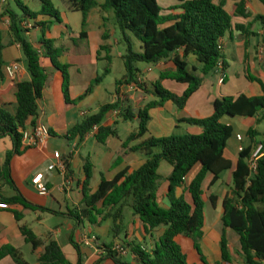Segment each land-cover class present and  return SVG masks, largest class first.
I'll use <instances>...</instances> for the list:
<instances>
[{"label": "trees", "instance_id": "1", "mask_svg": "<svg viewBox=\"0 0 264 264\" xmlns=\"http://www.w3.org/2000/svg\"><path fill=\"white\" fill-rule=\"evenodd\" d=\"M13 1L20 13L5 6L4 10L0 11V24L8 21L11 41L20 46L30 78L16 85L15 114L0 106V140L7 138L11 145L0 167V204L60 215L58 212L34 206L27 201L11 177V161L27 149L22 145V132L28 130L29 120L38 116L39 102L43 93L53 87L56 79L61 81L65 104H75L93 92L108 70L92 81L84 95L71 101L70 67L60 62L67 50L56 47L54 40L45 38L51 27L61 22L59 10L50 0H39L41 5L38 12L31 11L21 0ZM173 1L177 2V6L172 7L171 13L166 16L162 15L163 9L158 0H104L102 4H98L96 0L68 1L70 10L81 14L82 38L85 37L89 12L99 8L104 13L112 14L125 44V54L122 56L125 74L115 83L116 102L102 106L95 115L85 117L80 124L68 132L66 136L68 140L71 136H76L79 142H82L87 134L96 129V141L104 144L107 138L116 136V129L102 123L109 114L118 111L117 116L124 122L139 121L137 131L128 136L125 145L138 141L148 133L150 109L162 107L165 102L170 101L182 110L190 97L200 88L202 78L196 76L194 70H189L186 62L188 56L195 57L202 67L203 76L213 72L219 64L223 68L226 67L219 42L232 28V16L225 9L228 0ZM258 1L264 6V0ZM234 15L248 17L243 1L234 5ZM255 20L264 25L263 17H257ZM25 21L32 23V30L39 29L41 37L38 47L27 39V34L32 30L23 28L22 23ZM238 30L247 35L243 28L238 27ZM128 35L140 43V51L134 49ZM250 35L256 36L254 33ZM262 45L264 66V37H262ZM4 49L5 45L0 33V80L4 79ZM100 50L106 51L107 60H110L109 48L104 45ZM168 62L174 64L175 70L162 72L159 81L153 85L159 101L148 103L137 113L130 107H125L129 96L123 92L124 86L133 84L143 90L137 81L141 73L137 66L139 64L157 66ZM249 79L260 85L262 96L249 97L242 94L236 98L224 97L215 101L210 117L185 120L187 124L201 128L200 135L149 138L141 142L133 150L143 152L144 164L131 173L128 170L123 171L112 181L102 180L93 193L90 190L92 166L86 163L83 179L79 182L83 209L77 214H68L76 222V226L80 227L84 220L96 224L95 215H102V220H112L110 232L114 239L118 238L123 232V210L127 207L141 221L146 234L156 229L162 230L160 240L153 248L130 245L131 253L135 256V264H197L189 260L182 238L191 241L192 249L197 253L202 264H209L199 246L203 237L205 219L203 185L210 176L207 186V191H210L219 181L220 175L232 168L231 162L224 157L232 129L221 120L224 117L253 118L263 113L259 120L264 122V85L259 79L253 77ZM164 80L185 84L187 89L182 95H177L162 87L161 82ZM34 127L33 122L31 128ZM252 134L253 132L250 131L251 137ZM261 143L264 146V141ZM249 156L250 149H242L239 153L236 169L232 174L231 191L222 200L221 221L224 232L219 241L220 261L214 264H230L232 261L225 230H231L237 235L243 264H264V151L263 156L256 162L253 175L250 174L248 167ZM161 162L167 163L172 168L167 178L169 183L167 208L161 207L156 197L157 188L162 182V177L158 173ZM196 168L197 172L186 184L187 176ZM184 185L190 202H187L183 195L178 198L175 196L176 190ZM3 186L10 188L13 193L11 197L3 195ZM208 200L214 207L215 197L210 195ZM100 204L103 210L110 208V211L104 213L98 210L97 206ZM13 214L17 222L22 220L23 216L20 213L14 211ZM19 231L23 242L30 245L33 251L43 248L37 259L39 264H72L55 240L43 241L26 226H20ZM69 243L77 254L76 264H83L80 247L73 241L72 235ZM113 246L112 244L104 246V255L94 264H101L105 260H110L114 264H125L113 251ZM6 257H10L15 264H28L19 251L10 244L0 248V261Z\"/></svg>", "mask_w": 264, "mask_h": 264}, {"label": "crops", "instance_id": "2", "mask_svg": "<svg viewBox=\"0 0 264 264\" xmlns=\"http://www.w3.org/2000/svg\"><path fill=\"white\" fill-rule=\"evenodd\" d=\"M50 1L54 4L52 0ZM56 1L62 8V10H60V8L56 7L54 4L60 14L63 13L66 17H68V15L77 13L70 10L69 0ZM241 1L244 2V10L245 13L248 14L247 18H242L233 14L234 5ZM96 2L98 4H102L104 0H98ZM6 4L10 9H12L8 1ZM171 4L172 5L163 9L164 13H162V15H169L172 7L177 6L176 3ZM225 9L232 16V28L224 36V38L221 39L222 52L226 67L223 68V66L219 64L213 72L203 76L201 73V65L196 61L194 56H188L186 58V62L188 63L189 70H194V74L202 78L200 88L190 97L182 110L178 109L170 101L165 102L162 107L152 108L149 112L150 120L147 126L148 133L142 139L132 142L127 146L125 145L126 139L131 133L136 132L137 129L134 130L131 128L130 131H126L123 135H120L119 128L128 122L122 121L121 118L114 113L109 114L104 119L102 125H108L109 127L116 129V136L107 138L104 144H100L96 141V129L87 134L82 142H79V139L76 136H71L70 140L66 137L68 132L74 126L80 124L85 117L95 115L102 106L116 102L117 96L115 94V85H113L110 90H105L103 89V79L100 84L95 86L90 95L75 104L69 105L64 102L61 91V81L59 79H56L60 81L58 86L55 85V81L52 88L44 91L42 100L39 102V114L36 118L29 120L28 130L32 129L31 125L33 122L35 125L43 124L48 129L49 136L42 142V144L37 147L27 148L22 155L15 156L12 159L10 166L11 177L20 193L29 203L34 206L58 212L60 215H54L41 211L25 210L21 206H4L0 209V248L6 244H10L15 247L23 257V254L20 251L26 244L23 242L20 235V226L30 228L33 233L43 241L55 240L59 244L63 253L64 249H67L73 258L72 251L74 249L69 243V239L72 235L73 241L80 247L83 255V264H94L102 255H104V246L110 244L114 245L116 243H121L128 249L127 255L120 256L121 261L125 264H135V256L131 253L130 245H140L142 248L150 249L159 242L162 230L156 229L152 233L146 234L141 221L137 216H134L132 211L127 207L123 210V232L115 239L112 237L110 232L112 227L111 219L102 220V215H95V219L97 221L96 224H91L87 220H84L79 227L76 226V222L71 219L68 214H77L83 209L82 192L80 190L79 182L83 179L84 165L86 163H89L92 166L90 190L93 193L97 190L102 180L112 181L123 171L128 170L129 173H131L138 170L144 164L145 158L143 152L133 150L134 147L141 142L149 138L160 139L187 134L200 135L202 133V129L187 124L185 120L205 119L210 117L213 113L215 101L224 97L236 98L242 94L249 97H259L263 95L260 85L252 82L249 77L259 79L264 85L263 35L261 34L264 29V25L255 20L257 17L264 18V6L258 0H228ZM30 10L38 12L40 7L36 8V10ZM95 11L99 13L98 18L94 13ZM110 19L111 17L108 13H104L99 8H95L88 14L84 38L81 37L82 25L79 31H73L68 18L66 22L57 23L60 26V29L58 32L52 33V37H63L64 35H67L69 39H71L74 35L76 39H84L88 42L91 35H96L99 38V41L95 43L96 50L100 52L97 57L89 55L87 60H83L69 66V95L71 101H74L84 95L92 81L97 77L99 68L98 63L106 62L109 65L111 62V54L109 53L110 60H107L108 54L106 51L100 50L101 46L106 45L110 52L111 48L108 43L111 39L112 33L116 30V28H118L116 23L115 27L112 25L108 26ZM255 23L257 31L253 32L251 28ZM8 25L9 23L7 20L3 24H0V33L2 34L4 31L7 32V37L9 32ZM53 27L54 26H52L51 29ZM238 27L243 28L247 35L238 30ZM63 31H65V33H63ZM38 33H40L39 29H34L27 34V39L35 47H38L39 39L41 37H38ZM250 33L256 34L258 39L256 42H251ZM45 38L51 39L47 38V36H45ZM128 38H130V40L133 39L135 47L137 48L136 51H140V43L129 35ZM3 43L5 45V49L3 50L5 65L3 67L4 79L0 80V106L4 107L11 114H15L17 109L15 99L16 85L20 81L29 80L30 77L27 72L20 46L15 43L13 44L12 41L5 44L4 37ZM115 43L119 42L116 41ZM230 46L234 49L232 50ZM78 52L83 53V50H78ZM227 56L234 61L238 60L237 64L243 69L242 82L238 85V87L236 84L237 81L233 79L229 80V71L232 69L226 59ZM13 64L18 66V70L16 76L14 78H10L6 74L5 69ZM137 67L141 72L137 81L143 87V90L138 89L133 84L130 86H124L122 89L123 92L127 93L129 96L128 101L124 106L130 107L135 113L144 109V107L147 106V103L159 101L154 92L153 85L159 81V77L162 72L175 70V66L172 62L161 63L157 66L145 64L143 67H139V65ZM154 69L158 70L159 73L152 77L150 74L154 71ZM107 70L108 72H106V76L111 73L110 69ZM222 76H224V80L221 83L220 80ZM161 85L163 88L177 95H182L187 89V85L179 84L172 80H164L161 82ZM93 104L96 106L94 110L91 108ZM262 114L263 113H260L258 116L253 118H222L221 122L230 126L232 129L231 137L234 136V140L237 145L238 157L242 149H250L251 155L256 145L264 141V138L260 142L257 141V137L259 135H263L264 137V122H260L259 120L262 117ZM243 119L249 120L245 123L248 129L246 144H244L245 140L243 135L238 132L234 126L236 121L241 122L238 120ZM240 124L243 125V123ZM250 131L253 132L252 137L249 135ZM238 137H241V141L238 140ZM10 149L11 145L7 138L0 140V167L3 165L6 159V154L10 151ZM55 153L60 155L59 159L54 157ZM227 153L226 159L228 155H230L232 159H235V162L230 160L232 168L231 170L226 171L230 172L232 176L234 170L236 169L235 164L238 159L230 152ZM230 157L229 159H231ZM60 162L63 163V170L59 166ZM164 163L165 162H161L158 169V173L162 177V182L157 188L156 197L158 204L163 208H167L169 206L167 198L169 183L167 178L170 176L172 168L171 166L170 168L166 167L163 165ZM51 165H55L56 167L54 170L49 171L48 167ZM197 170L198 169L196 168L187 176L185 180L186 184L193 178ZM20 172L22 173L20 174ZM36 179H39L42 184L48 187L50 191L48 196L44 197L38 194L37 187L33 182ZM210 179V176L206 178L208 183L210 182ZM219 182L220 179L215 186ZM232 185L233 181L231 182V186H229L226 191H223L221 196L210 193L211 191L209 192V195H213L215 197V206H210V208L218 211V216H213L211 214L208 216L204 213L205 219L203 237L199 242V246L201 251H203L202 254L205 258L207 257L206 253L209 254L212 251L207 241V235L210 233H216L214 239H216L215 244L217 246L221 238L220 234L222 235L224 232L221 221L222 200L225 196L229 195ZM215 186H213L211 190ZM5 187L6 186H3L2 191ZM185 187L186 185L177 189L175 196L178 198L183 195L184 199L187 202H190V197L186 192ZM2 193L6 197H11L13 195V193L4 194V191ZM97 208L100 211H104V213H108L110 211V208L103 210L101 204L98 205ZM14 211L23 216L20 222L16 221L15 215L13 214ZM218 224L221 226L220 230H216ZM229 231L231 230H225L226 236L229 234ZM83 240H87L89 245L86 246L82 243ZM147 240L150 243L149 245L146 243ZM42 250L43 248L40 247L35 251H31V255L34 259L32 264H39L37 259ZM216 251L214 252L216 253ZM127 257H130L129 260H126ZM67 260L69 261L68 258ZM69 262L72 264L74 263L72 260ZM0 264L15 263L10 257H6L0 261ZM101 264L114 263L110 260H105Z\"/></svg>", "mask_w": 264, "mask_h": 264}, {"label": "rangeland", "instance_id": "3", "mask_svg": "<svg viewBox=\"0 0 264 264\" xmlns=\"http://www.w3.org/2000/svg\"><path fill=\"white\" fill-rule=\"evenodd\" d=\"M9 2L10 7L13 10H16L18 13H20V11L18 10V8L15 5V2L13 0H0V11H3L5 6H7L6 2ZM55 4L56 7L60 8V10H62V8L60 7V4L57 3L56 0H52ZM98 1V0H96ZM23 3H25L30 9L32 10H36V8L40 7V2L39 0H22ZM158 3L160 5V7L162 9L166 8L167 6L172 5L171 3H176L173 0H158ZM96 14V17L98 18L99 13L97 11L94 12ZM164 13V12H162ZM234 14V11H233ZM109 16L111 17L108 26H114L115 27V21L112 18V14H109ZM69 20V24L71 26V29L73 31H79V29L81 28L82 25V17L81 14L79 12H77L76 14H71L68 15V17L65 16V14L61 13L60 14V19L61 22H66V20ZM256 23L252 26L251 30H253V32L257 31V26H255ZM54 27L51 29L50 33H48L46 36L47 38H51L52 40H54V44L56 47H63L65 48L67 51L64 53V55L62 56L60 62L64 65H73L76 64L77 62H81L83 60H87L89 55H93L95 57L98 56V54L100 53L98 50H96V44L99 41V38L96 35H91L89 42L85 41L84 39H76L74 37V35L71 37V39H69V37L67 35H64L63 37H52V33L53 32H58V30L60 29V26L58 24L53 25ZM90 32V31H89ZM63 33H65V31H63ZM3 37H4V42L5 44H8L9 41H11V37L9 36V32H8V37H7V32H3ZM255 34V33H254ZM40 33H38V37H40ZM251 42H256L257 36H252L250 37ZM119 42V43H115V42ZM134 49L136 50L137 48L135 47V43L133 41V39L131 40ZM110 44V54H111V62L109 63V65L106 62H100L98 63V75L97 76H101L105 70L110 69L111 73L107 76H105L104 82H103V89L105 90H110L113 85H115V82L122 79L124 76V66H123V62L121 57L125 54V44L123 42V37L120 33V31L118 30V28H116V30L112 33L111 35V39L109 41ZM230 44V43H229ZM229 44H228V49H229ZM95 46V47H93ZM231 48V46H230ZM232 50L234 48H231ZM78 50H83V53L78 52ZM228 63L231 66V69L229 71V80H235L237 81V87L239 84H241L242 82V76H243V69L241 67H239V65L237 64L238 60L234 61L233 59L228 58V56L226 57ZM143 67L145 66V64H139V67ZM158 70L154 69V71L150 74L152 77L156 76L158 74ZM60 83L59 80H56L55 85L58 86V84ZM106 96V95H105ZM148 102V101H147ZM146 104V103H145ZM148 104V103H147ZM146 104V105H147ZM146 107V106H145ZM144 107V108H145ZM91 108H93V110L96 108V106L93 104L91 106ZM151 110V109H150ZM149 110V112H150ZM94 112V111H93ZM241 122H235V127L238 130V132H240L243 137H244V144H246L247 142V133H248V129L245 125V123H247L249 120H238ZM240 123H243V125H241ZM138 124L139 121L138 120H134L131 122H128L127 124H123L120 128H119V134L123 135L124 132L126 131H130L131 128H133L134 130H136L138 128ZM263 135H259L257 137V141L260 142L263 140ZM227 151L225 148V152H224V157L226 159L227 156V152H230L231 154H233L237 159H238V153H237V145L236 142L234 140V136L230 138V140L227 142ZM230 155H228L227 160L229 159ZM231 158V157H230ZM232 160V162H235V159H229L228 161ZM231 162V161H230ZM166 167L170 168V166L168 164H163ZM163 171V170H162ZM22 172H20L21 174ZM231 182H232V176L230 174V172H225L220 176V182L210 191H207V186H208V182L207 180H205V183L203 185V189L205 192V196L203 197L204 202H205V213L209 216L210 214L213 216H218V211H215L214 209L210 208L211 204L208 200L209 192L213 193L217 196H221V194H223V191H226L228 189L229 186H231ZM4 194H9L12 193L9 187H5L3 189ZM220 225L218 224L216 227V230H220ZM215 232V231H214ZM218 234H220L218 231H216ZM217 234V235H218ZM216 236V233H210L209 235H207V241L210 245V248L212 249V251L208 254L206 253L207 257L206 260L208 261L209 264H214L215 262L220 261V247L219 244H215V240L214 239ZM221 236V234H220ZM230 249H231V256H232V261L230 264H243V260H242V255L241 252L239 250V241L237 239V235L232 232L229 231V234L226 236ZM148 245L150 244L149 241L147 240L146 242ZM182 244L186 250V252L189 254V260L196 262L197 264H202L199 259H198V255L197 253L192 249V243L189 239H185L182 238ZM201 249V248H200ZM217 250V251H216ZM31 251L32 248L30 245H24L21 248V253L23 254V259L28 262V263H33L34 259L33 256L31 255ZM216 251V253L214 252ZM73 258L71 257L69 251L67 249H64V254L66 255V257L72 261H74V263H77V258H76V253L73 250ZM203 252V251H201ZM204 256V255H203ZM205 257V256H204ZM72 258V259H71ZM130 257H127L126 260H129ZM73 263V264H74ZM223 264H227V263H223Z\"/></svg>", "mask_w": 264, "mask_h": 264}, {"label": "built area", "instance_id": "4", "mask_svg": "<svg viewBox=\"0 0 264 264\" xmlns=\"http://www.w3.org/2000/svg\"><path fill=\"white\" fill-rule=\"evenodd\" d=\"M23 28L26 30H32V23L25 21L22 23ZM261 34L264 37V29L262 30ZM219 49H222L221 41L219 42ZM18 70V66L16 64H13L5 69L6 74L10 78H14L16 76ZM224 80V76L221 77L220 82L222 83ZM115 115H118V111L113 112ZM23 139H22V145L24 148H33L37 147L38 145L42 144V142L49 136L48 129L43 124H37L34 128L22 132ZM238 140L241 141V137H238ZM264 146L262 143H259L256 145L254 151L249 156L248 159V167L250 174L253 175L256 168V162L259 158L263 156ZM54 157L59 159L60 155L58 153L54 154ZM59 166L63 170V163L60 162ZM55 165H51L48 167L49 171H52L55 169ZM34 185L37 187V192L40 196H48L50 191L48 187L44 184H42L39 179H36L33 181ZM4 206L0 204V209ZM82 243H84L86 246L89 245L87 240H83ZM113 251L117 253L118 256H125L128 254V249L125 248L121 243H116L113 246Z\"/></svg>", "mask_w": 264, "mask_h": 264}]
</instances>
